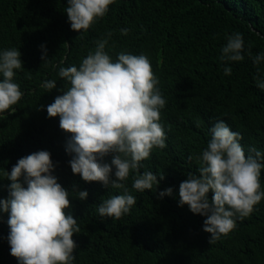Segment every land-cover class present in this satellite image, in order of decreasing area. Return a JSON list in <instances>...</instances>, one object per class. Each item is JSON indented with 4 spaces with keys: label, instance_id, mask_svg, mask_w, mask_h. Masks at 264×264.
<instances>
[{
    "label": "trees",
    "instance_id": "trees-1",
    "mask_svg": "<svg viewBox=\"0 0 264 264\" xmlns=\"http://www.w3.org/2000/svg\"><path fill=\"white\" fill-rule=\"evenodd\" d=\"M67 6L68 0H0V52L16 48L23 61L13 78L23 95L0 113V201L9 196L6 173L20 158L44 150L55 166L52 174L69 191L71 206L65 211L80 227L73 235L72 264H264V198L243 220L235 217L233 230L214 244L203 230L206 217L179 204V185L189 171L196 173L195 156L207 147L218 120L241 134L246 157L253 149L264 153V90L257 87L252 59L264 53V0H113L108 12L81 32L71 29ZM237 32L244 39V60L222 61L226 34ZM102 39H108L105 51L113 62L120 52L146 55L166 101L159 120L166 147H154L140 167L141 173L164 179L140 192L132 187L136 173L130 171L125 184L136 204L120 219L99 216L98 207L124 190L74 174V154L66 147L72 134L60 128L59 116L47 113L68 86L59 69L78 67ZM225 67L232 68L231 75L224 74ZM259 68L264 81V61ZM46 80H56L57 87L48 92L41 87ZM112 155L100 162L111 163ZM114 173L113 166L112 179ZM260 183L264 191V168ZM168 187L174 194L160 198ZM81 190L87 199L76 197ZM213 194L210 190L209 199ZM8 219L0 208V264H20L11 255Z\"/></svg>",
    "mask_w": 264,
    "mask_h": 264
},
{
    "label": "clouds",
    "instance_id": "clouds-1",
    "mask_svg": "<svg viewBox=\"0 0 264 264\" xmlns=\"http://www.w3.org/2000/svg\"><path fill=\"white\" fill-rule=\"evenodd\" d=\"M112 3L113 0H68L65 11L71 29L87 31ZM121 31L127 35L129 30ZM226 38L220 59L244 60L242 34H226ZM107 44L108 39L97 41L95 51H90L78 67L59 69V77L68 86L47 106V113L49 117L59 116L60 128L72 134L66 147L69 154H74L70 161L73 173L86 182L99 181L106 187L124 190V194L113 195L98 207L99 216L120 219L136 204L125 184L130 171L136 173L132 187L140 192L151 190L164 179L151 171L141 173L140 167L154 147H166L165 132L159 123L166 101L146 55L120 52L113 62L105 51ZM248 55L252 56L251 45ZM42 59L44 63L48 60L46 50ZM252 59L257 65V87L264 90V81L259 77L264 53ZM22 67L20 50L0 52V113L12 109L23 95L13 82L14 70ZM231 72V67L224 68L225 75ZM41 87L51 92L57 82L46 80ZM210 131L207 147L195 156L199 165L196 173L189 171L179 185V204H187L191 212L206 217L203 230L211 234L209 243L214 244L233 230L235 217L243 220L264 198L260 183L264 153L253 149L254 155L246 157L239 142L241 134L231 130L223 119ZM109 154H114L111 163H101ZM113 166L115 179L111 178ZM54 167L50 153L41 150L20 158L6 173L11 181L9 196L0 201V208L9 213L8 242L11 255L20 264H72L75 259L73 235L80 233V227L77 219L65 211L71 206L69 191L57 182L52 174ZM210 190L214 193L211 199ZM173 194V187H168L159 197ZM76 197L85 200L88 192L78 191Z\"/></svg>",
    "mask_w": 264,
    "mask_h": 264
}]
</instances>
